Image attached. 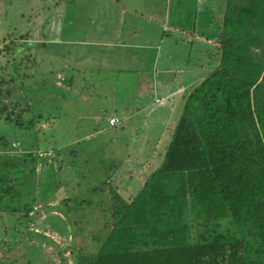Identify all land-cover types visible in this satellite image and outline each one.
<instances>
[{
	"label": "trees",
	"instance_id": "trees-1",
	"mask_svg": "<svg viewBox=\"0 0 264 264\" xmlns=\"http://www.w3.org/2000/svg\"><path fill=\"white\" fill-rule=\"evenodd\" d=\"M230 9L222 23L217 64L187 96L157 167L141 184L128 179L129 198L109 187L104 232L82 236L77 248L74 238L86 231L80 222L71 234L73 264H264V0H241ZM19 41L18 52L28 55L18 62L25 64L31 47L23 45L29 41L24 37ZM53 45L63 47L36 44L46 53ZM31 62L29 76L13 62L0 69L5 72L0 76V122L14 126L15 120L19 130L20 115L27 113L17 111L22 88L31 84L23 80L36 72V61ZM17 78L23 83L12 88ZM39 85L46 86V79ZM34 102L40 106L43 101ZM165 110L151 115L163 114L160 131L168 118ZM36 116L35 133L44 134L42 125L50 119ZM30 150L11 162L0 155V205L5 208V197L18 196L13 182L34 174V158L43 159L50 151L39 157ZM40 236L41 241L47 238ZM21 241L6 243L16 247ZM0 264L20 263L4 255Z\"/></svg>",
	"mask_w": 264,
	"mask_h": 264
},
{
	"label": "rangeland",
	"instance_id": "rangeland-1",
	"mask_svg": "<svg viewBox=\"0 0 264 264\" xmlns=\"http://www.w3.org/2000/svg\"><path fill=\"white\" fill-rule=\"evenodd\" d=\"M150 1L153 3L157 0ZM150 1H145L144 6L150 7ZM72 2V7L75 8L71 10V14L82 12L86 16L93 17L98 15V9H103L104 5V2L99 0H72ZM68 3L69 0H0V49L2 50L0 69H3L6 62L7 67L13 62L20 74L29 76L32 73L31 60L36 61L35 76L23 80L26 84L27 82L31 84L22 88L24 99L20 100L17 110L27 111L19 118L21 131L16 127L15 120L11 123L14 126L0 122V137L3 138V141L0 139V155L6 156L5 158L11 162L13 157H24L23 155L31 151L30 149L35 154L39 153L37 154L39 157L43 155L40 152L45 149L47 151L50 148L54 149L45 152L46 157L42 156L43 159L34 158L38 162L37 167L35 169L33 167L34 174L25 173L23 178L13 182V190L18 196L8 195L4 198L7 208L0 205V260L4 255H9L20 264L26 262L73 264L70 259L72 247L68 243L72 239L71 234L77 233L75 228H80V222L83 221L86 229L82 232L83 235L74 238L76 244L82 242V236L104 232L102 228L108 218L106 211L108 212L109 200L107 201L106 195L109 194V187L129 198L131 191L127 183L128 179H137L141 184L157 167L171 129L189 94L177 96L175 108L171 111L166 126L160 131L163 114L156 113L153 118L151 115L158 105L163 106L167 102V97L156 98L147 110L134 111L132 106L135 107V103L139 104V102L133 100L134 97L127 96L126 92L133 87L127 89V86H119L113 87L114 90L115 88L122 90V95L116 101L99 102V98L96 100L94 95L97 92L95 88H99L92 86L98 81L95 79V72L93 73L89 68L84 69L88 62H82L80 66H84L81 78L87 81L90 89L83 84L62 87L59 83L63 81L59 80L58 84L52 85L53 75L57 70H62L60 66H63V62L48 65L47 58L52 55L46 53V48L42 49V46L36 44L52 41L53 37H49L51 36L49 24L53 13L65 9ZM108 4L102 14L113 8L116 9L113 2ZM208 26L215 31L218 30V26L213 22H209ZM21 37L29 40L23 45L31 47L30 61L25 64L18 62L20 56L28 55L18 52ZM5 47H8L7 50ZM214 53L216 57L219 56L217 49ZM74 62L75 60L71 61L68 57L66 64L71 68ZM56 64H59V68ZM4 73L0 70V76ZM44 79L46 86H40L42 85H39L40 81ZM19 81L21 80L17 78L10 86L13 88L20 85ZM26 93H30L31 96L27 98ZM145 95L146 93L143 96L146 97ZM36 99H42L40 106L34 102ZM124 106L131 109L128 116H124L125 113L120 110ZM38 114L39 119L43 121H46V118H49L50 122L53 120V123L45 122L42 125L44 134L35 133L38 127L32 125V122L37 121ZM111 114L118 116V122L114 126H110L107 120ZM151 118L155 122H152ZM4 143H8L12 148L5 146ZM41 162L49 166H41ZM18 165L23 168V163L20 162ZM17 174L20 173L17 171ZM64 189L71 193L70 205L67 208L69 214L61 217L64 222L68 221L66 223L59 218L60 215L48 213V203L46 204L50 200L48 198H54V194ZM51 228L60 231L67 229L66 233L68 232L69 235H66L62 241L58 240L54 234L47 233ZM40 235L58 241L56 247L45 246L48 240L43 238L44 241H41L38 239L42 238ZM14 237L16 241L22 240L16 247L6 243V240L15 241Z\"/></svg>",
	"mask_w": 264,
	"mask_h": 264
},
{
	"label": "crops",
	"instance_id": "crops-1",
	"mask_svg": "<svg viewBox=\"0 0 264 264\" xmlns=\"http://www.w3.org/2000/svg\"><path fill=\"white\" fill-rule=\"evenodd\" d=\"M99 1H103L104 5L103 9H98L95 17L82 12L71 14L75 8L72 7V0L65 9L53 13L49 37H53L51 42L63 47L53 45L52 51L50 47L48 52L52 56L46 62L55 65L61 61L63 66H60L61 71L56 69L52 85L58 84L59 80L63 81L59 83L62 87L83 84L90 89L87 81L81 78L84 66L80 65L85 61L88 65L84 69L95 72V79L98 80L92 85L99 88H95L96 100L116 101L122 95V90H114L113 87H133L126 92L127 96L139 102L132 106L134 111L147 110L156 98L163 99L165 96L167 102L154 110L165 108L169 118L177 96L190 94L215 68L217 57L214 50L220 48L222 23L231 5L241 0H157L153 3L148 0V8L144 6L147 0ZM242 1L245 3V0ZM109 2H113L116 9L102 14ZM209 22L215 23L218 30L209 28ZM68 57L71 61L75 60L71 68L66 64ZM56 65L59 68V64ZM145 93L146 97L143 96ZM121 109L124 116L131 113L127 106ZM111 117L118 118L111 114L108 119ZM53 197L46 202L48 213L60 215L62 219L64 214H69L67 208L71 193L64 189ZM66 230L60 235L51 229L47 233L54 234L62 241L69 235ZM45 239L48 240L45 246L56 247L58 241L49 237ZM82 242L76 244L74 241V245L81 246ZM68 245L72 246V239Z\"/></svg>",
	"mask_w": 264,
	"mask_h": 264
},
{
	"label": "built area",
	"instance_id": "built-area-1",
	"mask_svg": "<svg viewBox=\"0 0 264 264\" xmlns=\"http://www.w3.org/2000/svg\"><path fill=\"white\" fill-rule=\"evenodd\" d=\"M117 122H118V119L115 118V117H111V118L108 119V123H109L110 126H114Z\"/></svg>",
	"mask_w": 264,
	"mask_h": 264
}]
</instances>
